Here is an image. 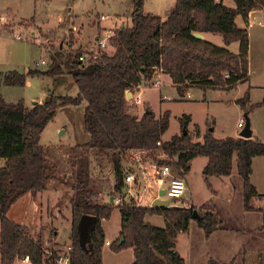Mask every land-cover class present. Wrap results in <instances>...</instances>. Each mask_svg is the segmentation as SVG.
Returning a JSON list of instances; mask_svg holds the SVG:
<instances>
[{"label": "trees", "instance_id": "obj_1", "mask_svg": "<svg viewBox=\"0 0 264 264\" xmlns=\"http://www.w3.org/2000/svg\"><path fill=\"white\" fill-rule=\"evenodd\" d=\"M175 0L163 19L143 10L144 0H132L131 24L113 31L108 44L113 51H100L95 60L80 61L79 49L55 50L45 70L0 71L1 85L23 86L27 75L54 77L70 75L77 95L49 94L41 103L25 105L23 100L7 102L0 91V264H12L28 255L31 264H43L42 245L27 233L26 227L11 220L7 213L14 202L26 193L35 195L46 188L55 176L53 166L40 144V134L57 109L85 101L84 128L88 140L78 145L79 155L71 168V264H102L105 234L101 225L114 208L121 216L120 231L110 243L119 251L133 249L131 264H186L175 249L179 232L188 228L193 205L166 207L141 206L130 197L120 198L117 205L96 199V182L91 174V155L106 158L114 172V189L123 187L122 157L130 149H162L174 157L179 175L190 169V160L206 156L202 174L229 175L236 169L243 181V205L252 209V198L259 196L250 182L252 159L264 157V142L257 137H216L211 129L200 135L194 125L193 134H174L162 141L169 125V111L159 117L146 107L141 116L128 112L126 92L150 86L157 72L168 75L179 92L188 87L232 89L248 78L246 50L234 53L193 36V32H212L222 36L224 44L240 41L246 45L247 33L238 28L235 18L250 10L264 9V0ZM245 115L261 102L250 103L249 93L236 100ZM189 116L179 117L181 128L188 127ZM157 142H160L158 144ZM235 158V159H234ZM161 161V160H160ZM68 182V181H67ZM198 211V210H197ZM261 228H264V206ZM163 215L164 226L145 220L146 214ZM195 219L206 236L217 229L220 218L213 212H199ZM96 216L89 231V241L79 239L77 225L81 215ZM207 264H222L210 258ZM233 264V262L227 263ZM257 264H264L258 262Z\"/></svg>", "mask_w": 264, "mask_h": 264}, {"label": "rangeland", "instance_id": "obj_2", "mask_svg": "<svg viewBox=\"0 0 264 264\" xmlns=\"http://www.w3.org/2000/svg\"><path fill=\"white\" fill-rule=\"evenodd\" d=\"M174 2L175 0H144L143 10L164 18ZM226 4L235 6L231 0H226ZM131 10L132 0H0V71L14 69L26 73L29 69L45 70L49 66L51 53L59 49L63 51L79 49L86 52L88 58L96 51V44L93 43L95 36L112 35L116 28L130 25ZM101 14L106 15V18L99 19ZM236 17L239 25L244 26L242 14ZM254 27L260 29L256 23ZM249 30L251 31V27ZM15 34H20L22 39L15 38ZM206 39L218 44L223 42L222 36L218 33H210ZM105 51L111 53L113 47L108 44ZM41 59L46 61L45 64L36 63ZM1 86V94L5 101L16 102L21 99L25 105H32L33 102L41 103L47 93L72 97L77 95V86L66 73L54 77L40 74L27 75L23 86L6 84ZM202 90H209L207 101L202 100L200 95ZM141 92L139 107L134 97L127 98L128 112L143 113V109L149 107L159 114L169 107V125L163 133L165 139H169L178 131L179 117L189 114L187 111L192 112L196 122L204 123L208 114V120L211 122L213 119L222 129L236 127L241 130L237 122L244 117L243 113L238 118L235 101H227V98L221 103L213 98L214 93L211 92L217 93L218 89L193 86L189 89L193 96L187 98L185 91L179 92L171 78L163 75L159 82L146 86ZM224 93L227 97L242 96L240 93L237 94L238 88ZM161 96H165L163 98L165 100H162ZM84 106L85 101L77 105H65L57 109L53 118L46 123L39 142L46 153L48 164L53 166L51 170L55 176L48 181L45 189L35 195L26 193L19 197L7 213L11 220L25 226L27 233L34 240H39L42 246L56 248L71 242V206L68 201L71 196L69 184L71 168L80 152L78 145L87 141L89 136L83 123ZM211 124L213 125L212 122ZM187 132L193 134V129L189 130L187 127ZM158 151L159 149L152 148L149 150V155L157 154ZM260 158L263 161L257 164V167L254 165L252 176L260 193L258 197L252 198L251 204L264 201V157L260 156ZM174 161V157L167 156L164 160L158 159L157 163L169 164L172 173L179 175ZM233 165L236 169L235 161ZM122 166L124 170L132 169L129 157L125 156L122 159ZM198 170L199 161L196 159L192 163V171ZM91 174L96 182V199L110 202L109 199L112 197L111 203L117 205L120 198L124 197L121 194L124 189H121V192L114 189L111 162L106 158H96L95 155H91ZM233 176L236 195L230 205L226 204L222 192L218 195L211 193L207 182L203 179L193 183L192 187L199 203L209 206L220 219L223 217L226 221L234 220V216H238L241 208L239 202L242 192L241 177L237 171ZM146 195V200L150 201L152 192H147ZM183 197H187V194L185 193ZM256 212L248 215L245 230H239L236 234L237 238L241 239L238 246L243 247L245 243L247 247H255L253 250L248 249L244 254L248 260L251 259V264L264 263V228L263 230L255 228L260 222V216ZM162 217L163 215L159 213L147 214V218L152 223H162L161 225H163ZM120 218L119 209L114 208L109 218L101 220L105 229V240L112 243L117 238ZM237 255L236 264L241 260V248ZM132 261L133 253L130 247L115 251L111 245L103 244L102 264H131ZM12 264L31 263L19 259Z\"/></svg>", "mask_w": 264, "mask_h": 264}, {"label": "crops", "instance_id": "obj_3", "mask_svg": "<svg viewBox=\"0 0 264 264\" xmlns=\"http://www.w3.org/2000/svg\"><path fill=\"white\" fill-rule=\"evenodd\" d=\"M223 3L226 4V0H223ZM242 17H243L242 19L244 22V26L239 25V23L237 22V17L235 18V22L238 28L244 30L247 33L246 45H244L240 41H233L229 44H224V42H222V44L220 43L218 44L214 41H210L206 39V36L212 32H199V33L202 35L203 40H206L211 43L214 42L213 44L220 49H225V50H228L234 53H238L244 50L245 48L247 58H248V78L246 81L238 83L234 88L235 89L238 88L237 94L240 93L242 94V96L244 95L246 91H248L250 103L261 102L259 106L249 111L247 113V116L249 117V120H250L251 136L257 137L259 140L264 142V9L250 10L249 12H247L246 15L242 14ZM165 18L166 16L163 19ZM255 23L259 26L260 29L259 30L255 29L254 32H251L249 28L254 27ZM99 35L100 34H97L95 36V38L93 39V43H95V39ZM36 63L43 64V63H40V60L37 61ZM163 75H166V74L157 72L153 81H156V83L159 82L161 78L163 77ZM145 87L146 86H140L138 90L135 91V93H130V96L135 98V101H136V104H138V107H139V103L141 102V93H142L141 90H143ZM191 88L192 87H188L185 90V96L187 98H191L193 96L189 92V89ZM213 89H218L217 93L211 92V93H214L212 95L213 98L215 97L216 100L220 101L221 103L225 102L227 98H228L227 101L233 100L236 102L238 98L242 97V96L235 97V95H232L231 97H227V94L224 92L229 91L230 89H220V88H213ZM0 91H1V88H0ZM208 93H209V90H206V91L202 90L200 92V95L203 101H207ZM46 96H48V93ZM164 97L165 96H161V99L165 100L163 99ZM28 106H31V105H28ZM166 110L169 111L170 110L169 107L165 108L164 111ZM143 111H145V109H143ZM164 111L160 112L159 114H156L154 112V114L156 117H159ZM187 112L189 113V114L186 113V115L189 116L188 129L192 130L194 129V125H198L200 135H203V133L208 128L209 129L212 128V132L214 136L216 137H224V136L239 137L240 136L239 134L241 130L236 129V127L235 128L233 127V129H228V128L222 129L218 126L217 122L214 121L213 119L211 121L213 123L212 125L211 122L208 120V114H207V117H205L204 123H200V122L194 121L195 119L191 111H187ZM236 113H237L238 118L241 117L242 113L243 115H245L244 110L240 107L238 103H237ZM140 114L142 113L141 112L135 113L136 116H139ZM237 126H238V122H237ZM180 129L182 131V128L179 123L178 131L175 132V134H179ZM161 140L165 141L168 139L163 138V134H162ZM163 155L164 153L162 149H159L156 156L161 157ZM125 156L128 157L126 152L124 156L122 157V159ZM196 159H198L199 161V170L192 171V163ZM262 161L263 160L260 158V156L253 157L252 172L250 174V182L252 183V185H254L258 193H260L258 189V185L256 181L253 180L252 176L254 173V165L255 167H257V164L262 163ZM157 162H158L157 159H155V157L151 155L148 157H144L143 163L140 165H138L136 162H131L132 169L135 167H138L140 169L139 171V176H140L139 188L140 189L139 190L141 193L144 194V205L146 206L150 205L149 203L151 200L156 199L157 194L163 195L164 190L167 186L168 180L170 178V175H162L157 172L158 170ZM206 163H207L206 156H196L190 160V169L186 174L183 175L186 181V186H187V189L185 192L187 194V197L185 198L183 197L181 199L182 202L184 203L182 206L188 207L190 205H193L199 212L209 211V212H213L214 214L218 216V214L213 209H211L209 206L207 205L204 206L199 203V201L197 200V196L195 195L192 189L193 183L200 182L201 179L205 180V182H207L209 186V189L211 190V193L218 195L220 192H222V194H224V196L222 197L226 199L227 201L226 204L230 205L232 204V201L235 200V195H236L235 193L236 187L234 183L235 179L233 178L234 177L233 173H235L237 169H234V165H233L232 171L229 175H225V176L212 175L206 178L202 174V169ZM172 175L174 174L172 173ZM240 190H242L241 197L239 198L241 208H240V213H238V216H234L233 218L234 220L226 221L222 217L220 219V223L217 229L211 232L208 236H206L204 233V230L197 224L196 220L192 218L189 222L188 228L185 231L179 232L177 234L176 240H175V249L180 254V256L184 259L186 264H207V261L210 258L222 264H227L230 262H233V264H236L235 260H236V256H238L237 254L240 251V248H241V260H240V263L238 264H249L250 263L251 259L248 260L244 254L246 253L248 249L253 250L255 249V247H252V246L247 247L245 243H243V247L238 246V244L241 243V239L237 238L236 234L239 233V230H243V231L245 230V226L247 225V222L249 219L248 215H250V213H255L256 211H257L256 213H258L260 216L259 218L260 222L255 228L263 230V228H261L262 214H261L260 208L264 206V201L261 203H256V204L250 203V205L252 206V209L246 210L243 205V191L244 190H243L242 178H241ZM147 192H152L150 201L146 200ZM241 209H243L242 212H241ZM149 215H152V214H149ZM145 220L156 226H164L165 224L163 217H162L163 225H161L162 223H152V221L147 218V214L145 216ZM101 225H102V222H101ZM102 228L105 232L103 225H102ZM105 241H109V240H105ZM65 245L57 246L56 248L61 249V248H64ZM107 245H110V244H107ZM130 249L133 253V249L131 247ZM16 260H19V259H16Z\"/></svg>", "mask_w": 264, "mask_h": 264}, {"label": "built area", "instance_id": "obj_4", "mask_svg": "<svg viewBox=\"0 0 264 264\" xmlns=\"http://www.w3.org/2000/svg\"><path fill=\"white\" fill-rule=\"evenodd\" d=\"M106 15L101 14L99 16V19H105ZM251 31H255V27H251ZM111 34H107L103 37H96L95 44H96V51L91 54L90 57L87 58L86 52H81L78 56V59L80 61H86L87 59L95 60L97 56L99 55L100 51H104L105 48L108 46V40ZM17 39H22V36L20 34H15L14 36ZM40 63H45L43 59L40 60ZM156 83L154 81L151 83L152 85ZM245 120L243 117H241L238 121V128L242 129L244 126ZM160 144V142H157ZM150 149H130L126 151V154L128 155L131 162H136L138 165L143 163V158L148 156H154L155 159L164 160L167 155L164 153L163 156L159 157L156 156L155 153L149 155ZM157 172L162 175H170V178L168 180L167 186L164 190L163 195H156V198H162L169 200V204L173 206H182L184 203L182 202V197L186 192L187 186L186 181L182 175H172V170L169 166V164H158ZM139 171L140 169L138 167H135L133 169H123V187L121 189H124L123 192L120 190L122 195L130 196L132 197L138 205L146 206L144 205V194L140 192L139 188ZM111 202L113 201V198L111 197ZM110 200V199H109ZM154 200V199H153ZM150 201V207L152 201ZM105 244H110L109 241H105ZM71 248L72 244L71 242L65 245L64 248L57 249L47 246H42V262L43 264H71ZM24 262H29L28 255L24 256L22 259Z\"/></svg>", "mask_w": 264, "mask_h": 264}, {"label": "water", "instance_id": "obj_5", "mask_svg": "<svg viewBox=\"0 0 264 264\" xmlns=\"http://www.w3.org/2000/svg\"><path fill=\"white\" fill-rule=\"evenodd\" d=\"M193 36H195L198 39H202V35L199 32H194ZM130 92L127 91L126 92V98H130ZM244 126L240 131V136L241 137H250L251 136V128H250V120L249 117L247 115H244ZM212 130V128H210ZM183 134H186L187 131L186 129H182ZM112 199H110L111 202ZM169 206V200L167 199H162V198H156L152 201L151 203V207H156V208H160V207H166ZM200 215L198 213L197 210H194L192 213V218L193 219H197L199 218ZM96 222V216L94 215H90V214H83L80 217V220L78 222L77 225V231H78V235H79V239L82 243H86L89 241V231L90 229L93 227V225Z\"/></svg>", "mask_w": 264, "mask_h": 264}]
</instances>
